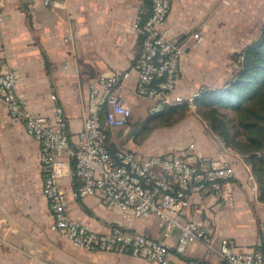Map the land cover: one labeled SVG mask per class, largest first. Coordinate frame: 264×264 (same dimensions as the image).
Returning a JSON list of instances; mask_svg holds the SVG:
<instances>
[{"label":"crops","instance_id":"obj_1","mask_svg":"<svg viewBox=\"0 0 264 264\" xmlns=\"http://www.w3.org/2000/svg\"><path fill=\"white\" fill-rule=\"evenodd\" d=\"M4 9L0 72L9 69L17 74L19 95L35 115L51 113L56 103L64 106L71 135L77 140L87 115L91 83L111 71L130 70L140 53L141 39L135 24L150 10L146 0H66L64 5H46L43 0H5ZM263 27L264 0H172L168 28L174 37H187L188 44L176 92L188 96L205 86H223L232 75L227 79L215 76L216 67L207 58L229 51L233 41L239 54L259 38ZM195 32L202 34L196 45ZM235 67L238 68L236 62ZM130 71L121 90L134 113L144 98L134 95L138 76L135 70ZM53 93L56 101L51 97ZM202 126L195 124L191 128L192 139L184 145L162 153L193 144V158L234 159L223 141ZM125 127L108 129L110 147L116 150L126 145L129 150L154 154L143 143L112 136L113 131ZM40 154V143L27 133L22 120L10 115L0 98V264H152L128 253L86 250L54 230L49 201L42 192ZM234 163V202L225 204L212 194L194 195L183 218L201 222L216 241L228 236L239 247L251 248L262 240L259 222H264V202L253 189L254 184L248 185L246 168ZM62 185L70 192L78 179L71 173L63 178ZM246 186L255 194V200L245 192ZM67 212L101 233L122 226L165 238L158 217L125 218L119 208H106L96 195L70 198ZM178 236L179 229L173 228L166 240L174 246ZM192 259L226 264L202 240L192 243L184 255L174 257L177 262Z\"/></svg>","mask_w":264,"mask_h":264},{"label":"built area","instance_id":"obj_2","mask_svg":"<svg viewBox=\"0 0 264 264\" xmlns=\"http://www.w3.org/2000/svg\"><path fill=\"white\" fill-rule=\"evenodd\" d=\"M151 1L149 15L135 24L141 50L130 68L138 76L133 93L151 102V112L166 105H193L201 90L188 96L176 92L187 59V37H174L168 28L172 0ZM4 2L0 0V38L4 31ZM43 2L64 5L66 0ZM194 37L196 45L202 34L195 32ZM130 70L111 71L91 83L87 115L77 140L71 135L64 106L56 103L51 113L35 115L19 95L17 74L9 69L0 72V98L10 115L22 120L27 133L40 143L42 192L53 214V229L86 250L128 253L152 264H222L200 259L174 261L175 256L184 255L197 240L215 249L226 264H264L260 249L241 248L228 236L216 241L201 222L183 218L194 195L212 194L225 204L234 202L237 172L232 160L213 156L193 158V144L162 154L124 148L110 150L108 129L127 126L133 116V107L121 90ZM51 97L57 100L55 93ZM71 173L78 179V185L67 192L62 180ZM253 189L257 190L255 184ZM92 195L98 196L106 208H119L125 218L158 217L165 238L122 226L101 233L68 215L70 198ZM173 228L179 229L174 246L166 240Z\"/></svg>","mask_w":264,"mask_h":264},{"label":"trees","instance_id":"obj_3","mask_svg":"<svg viewBox=\"0 0 264 264\" xmlns=\"http://www.w3.org/2000/svg\"><path fill=\"white\" fill-rule=\"evenodd\" d=\"M146 4L151 10L152 1L146 0ZM150 10L140 17V21ZM235 55L238 68L234 76L219 88H201L197 108L210 130L252 164L259 198L264 202V27L259 38ZM46 63L50 69L48 59ZM179 105H166L155 112L149 110L146 130L181 121L186 116L188 104ZM109 148L114 151L113 147ZM254 247L264 255V237Z\"/></svg>","mask_w":264,"mask_h":264},{"label":"rangeland","instance_id":"obj_4","mask_svg":"<svg viewBox=\"0 0 264 264\" xmlns=\"http://www.w3.org/2000/svg\"><path fill=\"white\" fill-rule=\"evenodd\" d=\"M234 42L235 41H233V44L230 47L229 51L223 50V52H221L223 54H221L220 56H216V57L213 56L212 58H207L209 63L210 61L211 62L213 61L212 63L216 67V71H214L213 74L220 79H227L231 75L233 77L234 73L237 71V68L235 67V62L237 63L236 55H235L236 52L234 49L238 48V46H236L237 44ZM196 101L193 105L187 106L188 110L186 112V116L182 118V120L176 123L175 125L161 126L153 130L151 129L146 130L147 128L145 127V120L150 115V111H149L150 101L148 99H141V105L137 107L136 109L137 112L134 111L129 126H126L124 129H116L115 131H113L112 136L117 138L118 140L125 142L131 141L133 143L134 140L135 143L138 144L143 143V145L146 148H148L150 152H153L154 154L167 152L172 149H175L179 146L184 145L185 142L192 139L193 135L191 134V128L195 127V124L202 123L204 125V127L202 126V128L210 130L208 124L203 119L201 114L198 112ZM147 124L150 126V123ZM118 147L127 149L126 145H120ZM226 147L229 148V150H231L229 152H232V154L234 155L233 156L234 159L231 160L233 162L236 161L238 164H242L249 173L248 185L251 186L255 184L257 186V192H259L257 177L253 172L252 164H250L249 161L245 160V157L241 153L237 152L231 147L228 146ZM246 164L249 165L250 168L247 169ZM247 188L248 186H246L245 192L248 195L252 196L253 200H255L256 199L255 194L251 191H248L249 188L248 189ZM259 223H260L259 229L261 230V234L263 235L262 237H264V222L263 223L259 222Z\"/></svg>","mask_w":264,"mask_h":264}]
</instances>
